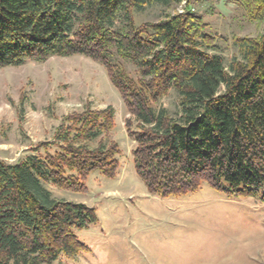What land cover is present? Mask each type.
Here are the masks:
<instances>
[{
    "label": "trees",
    "instance_id": "16d2710c",
    "mask_svg": "<svg viewBox=\"0 0 264 264\" xmlns=\"http://www.w3.org/2000/svg\"><path fill=\"white\" fill-rule=\"evenodd\" d=\"M184 1L0 0V67L76 55L98 62L136 123L126 131L148 194L185 198L206 184L252 196L264 190V31L235 40L237 56L225 64L188 9L135 26L133 13ZM236 2L264 25V0ZM170 91L175 117L154 108ZM72 122L56 132L54 153L15 164L0 159V264H54L86 249L76 233L96 222L94 210L54 198L49 186L84 192L94 171L114 178L119 152L112 143L91 146L113 129L111 109Z\"/></svg>",
    "mask_w": 264,
    "mask_h": 264
},
{
    "label": "rangeland",
    "instance_id": "374dc122",
    "mask_svg": "<svg viewBox=\"0 0 264 264\" xmlns=\"http://www.w3.org/2000/svg\"><path fill=\"white\" fill-rule=\"evenodd\" d=\"M236 1L188 0L171 9L147 7L132 17L141 27L188 9L201 20L214 54L228 64L237 56L235 40L264 31ZM121 64L137 80L136 69ZM154 108L175 117L176 93L170 91ZM108 109L113 129L91 146L116 145V176L94 171L83 182L84 192L49 186L54 198L84 204L96 215L94 224L76 233L86 249L54 264H264V190L228 196L203 184L185 198L148 194L133 165L135 143L126 131L132 118L105 68L87 57L0 67V159L15 164L31 154H52L57 131L72 128L81 114ZM130 124L135 130L136 123Z\"/></svg>",
    "mask_w": 264,
    "mask_h": 264
}]
</instances>
